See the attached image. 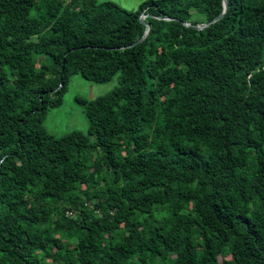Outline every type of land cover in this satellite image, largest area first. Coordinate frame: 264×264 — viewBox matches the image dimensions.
<instances>
[{
    "label": "trees",
    "instance_id": "obj_1",
    "mask_svg": "<svg viewBox=\"0 0 264 264\" xmlns=\"http://www.w3.org/2000/svg\"><path fill=\"white\" fill-rule=\"evenodd\" d=\"M222 2L0 0V264H264V0Z\"/></svg>",
    "mask_w": 264,
    "mask_h": 264
},
{
    "label": "rangeland",
    "instance_id": "obj_2",
    "mask_svg": "<svg viewBox=\"0 0 264 264\" xmlns=\"http://www.w3.org/2000/svg\"><path fill=\"white\" fill-rule=\"evenodd\" d=\"M127 10H135L144 0H113ZM117 75L105 83L90 82L80 75H73L68 83L62 103L50 108L43 121L45 128L53 135L60 136L72 130L85 131L87 119L76 97L92 99L113 90L117 86Z\"/></svg>",
    "mask_w": 264,
    "mask_h": 264
},
{
    "label": "water",
    "instance_id": "obj_3",
    "mask_svg": "<svg viewBox=\"0 0 264 264\" xmlns=\"http://www.w3.org/2000/svg\"><path fill=\"white\" fill-rule=\"evenodd\" d=\"M222 3H223V9H222L221 13L218 16H216L211 21H208V22H206L204 24H197V25H195L193 27L195 29H197V30H201V29L205 28L206 26L210 25L211 23H213V22L217 21L218 19H220L223 16V14L225 13L226 9H227V0H223ZM145 16H146V14H143V13L140 14V21H141V23H143L145 25V31H144L143 35L136 42L132 43L131 45H134V44H136L138 42H142L144 40V38L146 37V35L148 34V32H149L150 25H149V23H147L144 20ZM158 18H162V17L158 16ZM166 19H168V18H166ZM184 24L187 25V26H190V24L187 23V22H184Z\"/></svg>",
    "mask_w": 264,
    "mask_h": 264
}]
</instances>
